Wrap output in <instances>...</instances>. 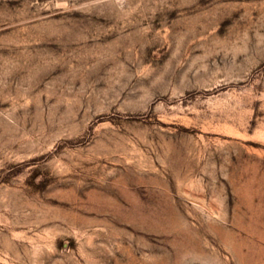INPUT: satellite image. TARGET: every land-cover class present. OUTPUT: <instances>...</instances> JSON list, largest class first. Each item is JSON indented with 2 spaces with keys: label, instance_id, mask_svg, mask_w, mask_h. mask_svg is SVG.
Wrapping results in <instances>:
<instances>
[{
  "label": "rangeland",
  "instance_id": "obj_1",
  "mask_svg": "<svg viewBox=\"0 0 264 264\" xmlns=\"http://www.w3.org/2000/svg\"><path fill=\"white\" fill-rule=\"evenodd\" d=\"M0 264H264V0H0Z\"/></svg>",
  "mask_w": 264,
  "mask_h": 264
}]
</instances>
